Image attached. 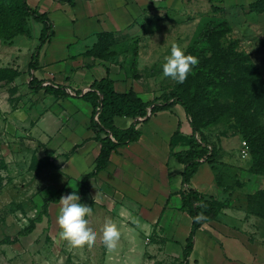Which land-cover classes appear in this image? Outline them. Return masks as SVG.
Here are the masks:
<instances>
[{"label": "crops", "instance_id": "crops-1", "mask_svg": "<svg viewBox=\"0 0 264 264\" xmlns=\"http://www.w3.org/2000/svg\"><path fill=\"white\" fill-rule=\"evenodd\" d=\"M26 2L47 15L52 23V34L37 50V66L33 71L28 65L36 45L24 51L25 60L21 65L16 54L20 52L19 46H15L18 50L15 54L5 56V63H0V67L19 72L12 80L0 78V138L4 137L0 147L26 148V120L29 119L30 130L37 133L40 145L50 136H61V147L71 151L64 168L69 167L70 174L78 180L95 166L100 142L94 139L90 127V103L76 97L74 91H85L94 81L108 77L117 92L133 89L145 102L164 93L156 79L136 72L128 75L119 64L93 50L99 36L125 34L136 21L156 10L159 0ZM223 2L218 4L222 6ZM30 19L27 31L18 36H34L39 40L42 24ZM33 31L36 32L33 34ZM32 77L41 85H65L70 95L56 97L45 93L43 88L32 86ZM14 86L20 97L16 105L12 102ZM26 91L35 98L28 101ZM132 122L129 116L113 117V124L118 128H128ZM136 129L138 138L113 150L107 166L87 182L94 188L91 193L96 198H102L109 206L117 205L118 212L128 214L131 222L127 221L126 226L134 230V237L127 238L131 244L142 246L143 230H150L152 239L155 237L150 240L151 250L160 251L161 244L165 251L181 260L192 220L180 210L184 165L171 154L169 143L176 130L190 136L192 128L183 107L174 104L137 122ZM201 130L207 141L215 145L217 154L212 162L198 166L190 185L213 196L223 206L214 219L196 230L189 261L193 264H251L255 260L256 241L248 238V233L261 219L249 213L241 200L264 189V173L251 170V156L249 151L242 153L244 139L235 128L225 125L219 131ZM185 148L177 146L176 150ZM112 197L117 198V202Z\"/></svg>", "mask_w": 264, "mask_h": 264}, {"label": "rangeland", "instance_id": "rangeland-1", "mask_svg": "<svg viewBox=\"0 0 264 264\" xmlns=\"http://www.w3.org/2000/svg\"><path fill=\"white\" fill-rule=\"evenodd\" d=\"M223 1L220 11L206 0H159L156 10L141 21H136L125 34L105 36L93 50L97 55L119 64L128 75L136 72L156 79L160 90L167 92L175 81L163 76L161 65L169 54L170 45L177 43L188 54L193 51L192 55L196 57L198 50L207 43L203 39L205 30L219 25L221 19L227 22L229 28L222 41L226 44L236 42L238 50L248 54L264 77V11L250 10L247 4L250 0ZM219 4L216 3L217 6ZM29 20L30 17L25 18V28H28ZM8 27L6 24L0 33V63H5V56L15 54V46H19L20 52L16 54L21 65L25 60L26 49L30 45L37 47L39 40L34 36H18L19 34L7 39L3 36L9 34ZM16 36L18 37L15 38ZM14 38L15 44L12 43ZM2 68L7 67H0ZM25 83L27 90V78ZM191 85L188 95L196 110L197 122L202 128L219 131L225 125L236 127L232 118L223 117L235 111L231 106L223 112L218 101H213L216 97L214 92H205L204 97L200 98L193 95L194 88ZM16 92L17 86H14V105L20 98ZM34 98V95L30 97L26 91L28 101ZM213 102L215 106L212 108ZM227 102L231 104L232 99ZM256 110L263 112L260 113L259 120L264 124V100ZM217 114L221 116L215 120L214 116ZM30 125L32 122L27 119L26 148L12 150L11 146L0 147V264L179 263V258L173 252L169 254L165 251L161 244L158 247L160 251L151 250L150 240H155V237L152 239L150 230H143L142 246L131 244L127 238L134 237V230L126 226L127 221L131 222L128 214L118 212L117 205L109 206L102 198H96L91 193L94 188L87 180L80 184L82 178L77 180L70 174L69 167L64 168L63 164L71 151L69 153L61 147V136H50L40 145L38 135L35 131L33 134ZM3 138H0V142ZM62 191H77L83 201L92 204V210L87 215L88 222L97 230L95 243L73 245L67 240L59 239V198L68 193L64 192L59 196ZM112 199L117 202V198ZM263 203L264 200L258 208ZM247 204V197L246 200H241V205L247 208ZM106 218H111L121 232L115 250L107 249L102 242ZM260 219L258 224H254V230L248 233V238L256 241L255 260L251 264H264V218Z\"/></svg>", "mask_w": 264, "mask_h": 264}, {"label": "trees", "instance_id": "trees-1", "mask_svg": "<svg viewBox=\"0 0 264 264\" xmlns=\"http://www.w3.org/2000/svg\"><path fill=\"white\" fill-rule=\"evenodd\" d=\"M206 1L211 3L214 9L222 10V6H217L215 3H221L223 0ZM248 6L250 10L264 11V0H254ZM29 17L42 24L40 44L35 48L28 65V69L33 71L37 66V50L52 34V23L45 13L31 8L26 0H0V33L6 24L10 30L9 34L3 37L11 39L17 34L25 33L27 31L25 18ZM218 24L205 30L203 39L207 43L198 50L196 55L198 63L192 67L187 79L183 83L175 81L170 90L151 101H143L133 89L117 92L113 81L108 77L94 81L85 91H74L76 97L90 103L92 107L90 127L94 131V139L100 142L95 166L92 171L83 176L80 184L85 183L89 177H94L107 166L109 155L113 150L138 138L137 122L148 119L157 111L169 109L174 104H180L183 107L192 128V134L185 136L176 130L169 143L171 154L184 165L180 210L186 212L192 220L182 258L178 264H193L189 261V256L194 245L196 230L214 219L223 206L213 196L206 195L190 185V179L198 166L202 162H212L217 154V148L207 141L201 130L202 126L197 122L196 110L188 95L191 84L194 88L193 95L202 98L205 92H214L216 97L213 101H218L223 112L227 111L229 106L235 110L223 117L234 120L235 129L246 141L252 160L251 170L264 173V124L259 120V115L263 112L256 110L259 108V103L264 100V77L248 54L238 50L236 42L230 41L226 44L222 41L223 35L229 28L225 20L220 19ZM103 36H99L98 39L101 41ZM192 53L193 51L189 52L191 55ZM18 74V71L10 68L0 69V78L3 79L12 80ZM31 84L34 85L33 87L43 88L45 93L56 97L70 95L67 87L62 84L41 85L34 77L31 78ZM228 97L232 99L231 104L227 102L230 99ZM212 104L213 108L215 103ZM115 115L132 117L133 122L128 128H118L113 124ZM218 116L220 117L221 114L214 116V119H220ZM177 146L186 148L176 150ZM64 192L69 193V191H62L59 192V196ZM247 200V211L264 218V203L258 208L264 200V189L248 194Z\"/></svg>", "mask_w": 264, "mask_h": 264}, {"label": "clouds", "instance_id": "clouds-1", "mask_svg": "<svg viewBox=\"0 0 264 264\" xmlns=\"http://www.w3.org/2000/svg\"><path fill=\"white\" fill-rule=\"evenodd\" d=\"M198 63V58L188 54L177 43L170 45L169 54L161 65L164 77H169L177 83H183L190 74L192 67ZM57 223L58 237L73 245L95 243L97 230L88 222V213L92 204L83 201L77 191H71L59 198ZM121 238L117 224L106 218L102 229L103 245L109 250H115Z\"/></svg>", "mask_w": 264, "mask_h": 264}, {"label": "built area", "instance_id": "built-area-1", "mask_svg": "<svg viewBox=\"0 0 264 264\" xmlns=\"http://www.w3.org/2000/svg\"><path fill=\"white\" fill-rule=\"evenodd\" d=\"M242 145H243L242 153L246 154L248 152V145L245 140L242 141Z\"/></svg>", "mask_w": 264, "mask_h": 264}]
</instances>
